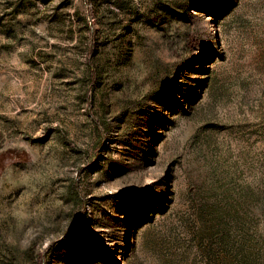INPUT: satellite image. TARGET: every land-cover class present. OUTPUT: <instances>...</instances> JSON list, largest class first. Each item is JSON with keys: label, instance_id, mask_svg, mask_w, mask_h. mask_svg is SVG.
Segmentation results:
<instances>
[{"label": "rangeland", "instance_id": "374dc122", "mask_svg": "<svg viewBox=\"0 0 264 264\" xmlns=\"http://www.w3.org/2000/svg\"><path fill=\"white\" fill-rule=\"evenodd\" d=\"M0 264H264V0H0Z\"/></svg>", "mask_w": 264, "mask_h": 264}, {"label": "trees", "instance_id": "16d2710c", "mask_svg": "<svg viewBox=\"0 0 264 264\" xmlns=\"http://www.w3.org/2000/svg\"><path fill=\"white\" fill-rule=\"evenodd\" d=\"M90 76H91V81H92V82H95V79H96V72L93 71V70H91V71H90Z\"/></svg>", "mask_w": 264, "mask_h": 264}]
</instances>
